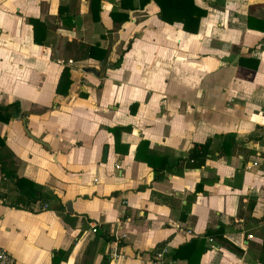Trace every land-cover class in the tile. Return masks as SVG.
<instances>
[{
	"label": "crops",
	"instance_id": "crops-1",
	"mask_svg": "<svg viewBox=\"0 0 264 264\" xmlns=\"http://www.w3.org/2000/svg\"><path fill=\"white\" fill-rule=\"evenodd\" d=\"M123 2L99 0L93 20L91 0H0V105L23 113L0 121V246L19 264H155L159 250L161 264H187L173 251L222 228L199 264H264V0H193L206 11L195 33L162 20L155 0ZM31 18L47 25L41 44ZM95 44L105 60L86 55ZM215 134L199 167L154 178L135 159L141 140L175 163ZM1 163L37 199L23 205Z\"/></svg>",
	"mask_w": 264,
	"mask_h": 264
},
{
	"label": "trees",
	"instance_id": "trees-1",
	"mask_svg": "<svg viewBox=\"0 0 264 264\" xmlns=\"http://www.w3.org/2000/svg\"><path fill=\"white\" fill-rule=\"evenodd\" d=\"M124 2L126 0H123ZM150 0H139V6L143 7ZM160 7V15L161 19L172 23L174 21H180L183 24V28L189 32H197L199 19L205 15L206 11L201 10L197 6L194 5L193 0H155ZM123 2V5L125 4ZM91 14L93 20H98L100 4L99 0H91ZM66 7L61 5L59 8V14L61 15L62 20L66 21V19H70V17L65 13ZM111 17L114 21L124 22L129 19L127 13L117 12L112 10L110 12ZM29 22L33 26V40L37 44H41L46 35L47 25L35 18L29 19ZM67 22V21H66ZM264 23V21H263ZM264 32V28H258ZM86 55L88 57H92L103 61L107 57V50L100 47L98 44L90 45L87 48ZM120 60V59H119ZM117 61V64L119 63ZM256 66V63L254 64ZM72 84L71 78V69L68 66H65L59 77V81L56 87L57 94L67 95L69 88ZM23 114L19 108V102L15 101L9 103L7 105H0V121L7 123L12 117ZM121 127H113L111 131L119 134ZM223 138L218 146V152L221 155H229L232 152V147L235 144L234 133H227L222 135ZM214 137H221L219 134H215L213 137H208L203 142H194L190 149L188 150V154L185 158H179L176 162H170L166 155H162L157 153L156 151L149 148L148 140H141L135 151V159L141 160L145 162L148 166H150L154 170V178L161 177V173L164 171L171 170L177 164L186 163L188 168L199 167L204 164L208 155L212 154V150L210 148L212 139ZM116 144H118V138L116 140ZM5 145L4 139L0 137V147ZM1 169L3 173L7 176H10L14 179V183L16 185V189L21 193V201L23 205L27 206L30 201H34L37 199L35 196L36 188L33 182L22 179L16 176L14 170H10L6 168L4 164L1 163ZM201 186L197 187L200 189ZM28 197L29 200L24 201L25 198ZM17 205V204H16ZM18 206V205H17ZM184 216V214H183ZM222 228L217 230L208 229L206 234L202 237L192 238L186 243L179 245L172 253L173 259H186L187 264H199V257L205 250V237L206 236H221ZM59 255V256H56ZM65 252L62 250L56 251L55 256H53V263H56L59 257L63 258Z\"/></svg>",
	"mask_w": 264,
	"mask_h": 264
},
{
	"label": "built area",
	"instance_id": "built-area-1",
	"mask_svg": "<svg viewBox=\"0 0 264 264\" xmlns=\"http://www.w3.org/2000/svg\"><path fill=\"white\" fill-rule=\"evenodd\" d=\"M92 231H95V227L92 226ZM117 254L111 252V258L113 259ZM122 257V256H121ZM164 258V250H159L155 253V264H161ZM0 264H19L12 254H10L4 247L0 246Z\"/></svg>",
	"mask_w": 264,
	"mask_h": 264
},
{
	"label": "water",
	"instance_id": "water-1",
	"mask_svg": "<svg viewBox=\"0 0 264 264\" xmlns=\"http://www.w3.org/2000/svg\"><path fill=\"white\" fill-rule=\"evenodd\" d=\"M82 70L85 72H91L98 77H102L104 74L103 71H98L97 69H95L93 67H83ZM105 154H106V150L104 151V155ZM65 207L67 208L68 211H71L70 202L66 203Z\"/></svg>",
	"mask_w": 264,
	"mask_h": 264
}]
</instances>
